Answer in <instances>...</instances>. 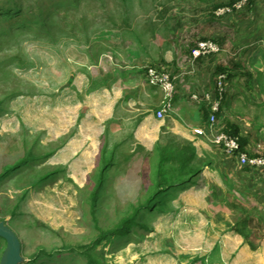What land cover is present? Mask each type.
Returning a JSON list of instances; mask_svg holds the SVG:
<instances>
[{
  "label": "rangeland",
  "instance_id": "rangeland-1",
  "mask_svg": "<svg viewBox=\"0 0 264 264\" xmlns=\"http://www.w3.org/2000/svg\"><path fill=\"white\" fill-rule=\"evenodd\" d=\"M219 5L0 0V220L17 233L23 263L88 264L85 248L146 204L156 188L158 153L131 135L141 119L134 108L157 109L159 92L150 90L146 69L165 64L172 48L177 66L169 71H188L183 48L196 43L191 37L199 28L215 24ZM234 14L257 16L264 29V0ZM259 56L264 60V48ZM254 152L264 155V147L255 143ZM165 169L175 172V165ZM197 181L155 196L129 231L91 248L95 261L153 264L157 256L190 251V263L202 264L199 252L209 245L196 239L234 231L245 237V264H264V182L227 197L218 189L236 187L233 179L214 181L206 173ZM186 236L195 239L190 249ZM5 248L0 237V259Z\"/></svg>",
  "mask_w": 264,
  "mask_h": 264
},
{
  "label": "crops",
  "instance_id": "crops-1",
  "mask_svg": "<svg viewBox=\"0 0 264 264\" xmlns=\"http://www.w3.org/2000/svg\"><path fill=\"white\" fill-rule=\"evenodd\" d=\"M226 1L216 0L220 5ZM256 17L244 20L242 15L234 13L222 17L214 16L210 19L215 22L212 27L203 31L202 27L199 28L194 37H191V42L211 38L218 40L226 51L214 57L200 58L195 62L189 54L190 69L188 71L176 72L171 69L180 74L181 78L177 83L174 110L164 119L157 116V111L164 99V93L159 87L150 86V90L159 92L156 111L148 107L134 108L137 115H141V119L131 135L138 144L157 151L158 163L163 153L169 155L171 158L165 165H175L177 175L188 181L177 184L174 189L169 190L171 195L177 194L179 190L187 189L190 185L194 186L198 178H202L206 173H210L214 181L224 177L236 182V187L218 189L219 193L222 192L220 193L222 196L227 197L233 196L237 191L245 194L246 187L264 182L261 170L240 165L236 159L224 155L221 148L208 140L205 128L209 110L205 103L192 99L193 94L201 95L213 90L216 86L217 74L223 69L227 70L228 92L219 113V127L224 129L228 124L236 125L239 128L240 137L244 139L243 149L250 154H255V143L264 147V60L259 56L262 55L264 45L257 44L264 34V29L260 27L259 22H256ZM218 24L225 28H221ZM233 24L240 27L242 32L235 31ZM194 45L190 43L191 47H184L183 50L190 52ZM169 49L170 55L164 57L166 63L164 64L161 60L156 64L167 69H169L167 66L173 64L175 69L177 64L173 58L172 48ZM239 49L243 50L245 62L250 69L246 67L244 61L241 63L242 53H235ZM230 50H233V55H228L227 52ZM228 56L231 57L228 58ZM213 58L216 60L210 66V60ZM181 66L182 64H178V67ZM242 68H245V74L240 73ZM146 94L150 95L147 92ZM183 163L186 165L183 166ZM169 194L166 195L171 196ZM233 232H228L229 235L221 237L215 235L211 238H197L196 240L200 242L205 239L204 242L209 245L207 249L203 248V251L199 252L200 262L202 264H245V237L234 235ZM184 233L187 232L184 231ZM186 237H183V241L189 247H183L184 250L190 249L191 242L195 240L192 237ZM195 243L197 244V241ZM182 253V258L179 256L177 259L171 254L167 257L157 256L153 264H191L188 259L193 258L194 253L190 251ZM187 253L189 255H186ZM246 261L249 260L246 259Z\"/></svg>",
  "mask_w": 264,
  "mask_h": 264
},
{
  "label": "built area",
  "instance_id": "built-area-1",
  "mask_svg": "<svg viewBox=\"0 0 264 264\" xmlns=\"http://www.w3.org/2000/svg\"><path fill=\"white\" fill-rule=\"evenodd\" d=\"M250 2L251 0H227L214 11V15L222 17L233 14L243 10ZM225 51L218 40L208 38L198 40L192 47L190 55L193 62H195L200 58L213 57ZM146 70L148 82L155 87H159L164 93V99L157 111L158 118L164 119L167 114L174 110L175 93L181 75L169 71L167 68L156 66H148ZM228 78L229 73L227 70L220 71L217 74L215 88L201 95L193 94L192 99L205 103L209 110L205 128L208 140L221 148L228 156L236 159L240 165L259 169L264 175V155L250 154L242 148L238 136L232 135L219 127V113L228 92Z\"/></svg>",
  "mask_w": 264,
  "mask_h": 264
},
{
  "label": "trees",
  "instance_id": "trees-1",
  "mask_svg": "<svg viewBox=\"0 0 264 264\" xmlns=\"http://www.w3.org/2000/svg\"><path fill=\"white\" fill-rule=\"evenodd\" d=\"M219 6H222V5H219ZM219 6H217V7H219ZM221 71H225V70L223 69ZM223 130L232 134V135L238 136L240 138L241 146H242V148H244L243 147L244 146V139L242 137H240L239 128L236 125L228 124V126H226ZM245 142H246V140H245ZM170 158L171 157L169 155H166L164 153H163V155H161V160L158 163L156 188H155V191L148 198L146 204L142 207L134 209V211L128 217H125L122 219V221L119 223V225L117 227H115L111 230H108L106 233H103L100 237H98L95 241H93L91 245H89L88 247L85 248V250L83 252L88 259V264H98L89 252L92 247L99 245L102 241L106 240L110 236L114 237L116 234H118V235L119 234H121V235L125 234L127 231H129V228L135 224L136 217L141 213V211L150 207L149 203L152 202V200L154 199L155 196H158V197L159 196H162V197L166 196V194H169V192H170L169 190L174 189V186H176L177 184L188 182L185 179H182L181 176L177 175L176 170H175V172H166L165 163ZM185 165L186 164L183 163V166H185ZM104 169H105V166H104L103 170ZM102 176H103V173H101L99 176L98 189L100 188V186L103 182ZM98 189L93 195L94 201H96V199H97ZM152 204H153V202H152ZM115 237H117V236H115ZM47 254L51 255V253H47ZM22 264H25V263H22Z\"/></svg>",
  "mask_w": 264,
  "mask_h": 264
},
{
  "label": "water",
  "instance_id": "water-1",
  "mask_svg": "<svg viewBox=\"0 0 264 264\" xmlns=\"http://www.w3.org/2000/svg\"><path fill=\"white\" fill-rule=\"evenodd\" d=\"M0 237L6 241L0 264H22L25 258L22 254L21 241L17 233L4 220H0Z\"/></svg>",
  "mask_w": 264,
  "mask_h": 264
}]
</instances>
